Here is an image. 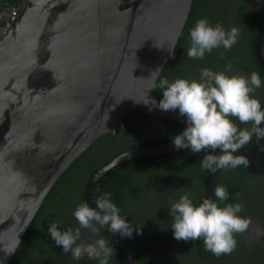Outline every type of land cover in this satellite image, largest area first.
Returning <instances> with one entry per match:
<instances>
[{"label": "water", "instance_id": "water-1", "mask_svg": "<svg viewBox=\"0 0 264 264\" xmlns=\"http://www.w3.org/2000/svg\"><path fill=\"white\" fill-rule=\"evenodd\" d=\"M191 2L23 0L8 19L0 33V264L9 263L71 162L125 115L171 119L182 128L177 135L187 127L178 110L159 108L153 86L174 55ZM263 32L264 24L255 52L264 67ZM174 137L126 149L95 169L85 182V203L97 208L91 187L108 168L176 150ZM258 145V163L243 147L233 153L254 173L264 171V138ZM120 240L121 264H134L128 235Z\"/></svg>", "mask_w": 264, "mask_h": 264}, {"label": "trees", "instance_id": "trees-1", "mask_svg": "<svg viewBox=\"0 0 264 264\" xmlns=\"http://www.w3.org/2000/svg\"><path fill=\"white\" fill-rule=\"evenodd\" d=\"M201 18H207L213 26L220 23L226 31L232 27L239 29L240 26L246 24L250 28L247 31V39H251V34L254 35L253 27H260L264 21V15L261 12L250 11L243 4H230L225 7L218 0H192L185 25L174 47V55L166 61L155 85L159 84L161 78H168L170 82L177 78L199 80L195 77V74H200L202 68L207 67L219 72L226 71L225 65L228 62H231L232 68L240 64L241 53L236 46L226 52L222 47L214 49L211 54H206L203 60L192 59L187 56V49L190 47V29ZM220 52H225L223 58L220 57ZM255 72L264 74V70L260 66H257ZM153 94L159 101L163 98L162 90L159 88L154 89ZM133 113L135 112H130V114ZM161 118L177 124L171 119ZM123 123L126 125L125 119ZM105 135L100 136L77 156L56 181L35 213L8 264H99L98 260L89 259L87 256L77 261L72 258L71 253L64 254L62 246L55 244L48 229L52 223H57L58 230L61 232L66 231L68 228L75 229L79 227L77 220L74 219L75 207L72 208L71 205L73 201L78 203L77 207L85 203L82 187L87 177L85 172L88 168L80 174L81 161L90 147L101 141ZM174 135L170 134L167 139L172 138ZM155 141L156 139H152L151 143ZM207 154H210V150L193 153L188 148H181L165 153L139 156L119 162L114 167L109 168L97 180L94 185V187H98L96 200L104 192H110L112 194L111 200L119 208L121 217L129 223L130 228L133 230L128 237L130 256L134 264L174 263V254H171L170 251L166 252L168 251L166 248L171 247L173 242L176 247L183 248L182 253L195 247L197 249L195 255L198 264L207 263V261L202 260L204 255L214 256L205 250L202 239L187 242L176 240L174 229L171 226L173 220L170 213L171 206L167 207L163 204L165 197L156 200L147 198L146 200L151 203L145 204L141 201V198L139 199L141 196L140 186L131 180L137 174L139 179H141V176L144 177V184L148 187L155 182H160L162 184L160 190L164 191L170 199L167 191V187L170 185L166 179H168V176H176L178 185L174 189L175 201L185 192H191L190 198L195 205H199L206 198L216 200L214 190L216 185L220 183L229 192V199L223 203H230L232 198V191L229 190L232 184L231 180L229 178L223 179V181L220 180L222 170L212 173L202 170L200 167L203 157ZM211 154L220 153L217 150ZM95 166L89 168V171ZM238 168L244 172L242 166ZM233 184H236V181L233 180ZM71 189H74L75 197L70 193ZM170 191L172 192L171 186ZM223 203L221 206H223ZM81 232L83 233L84 230L81 229ZM81 237H83V234ZM94 238L96 240L105 239L108 246L113 249V255L109 258L108 264H121V240L118 233H111L106 226L101 228ZM184 263L188 264L187 261Z\"/></svg>", "mask_w": 264, "mask_h": 264}, {"label": "clouds", "instance_id": "clouds-1", "mask_svg": "<svg viewBox=\"0 0 264 264\" xmlns=\"http://www.w3.org/2000/svg\"><path fill=\"white\" fill-rule=\"evenodd\" d=\"M239 36L236 27L226 31L220 23L213 26L207 18H201L190 29L187 56L203 60L214 49L222 47L226 52L237 43ZM225 52H220L221 58ZM225 69L217 72L205 67L200 70L199 80L177 78L170 82L168 78H161L159 84L153 86L163 93L158 104L160 109H178L179 114L187 119V127L173 138L175 148H188L193 153L210 150V154L203 157L200 167L212 173L241 165L246 167L248 160L243 155L233 153L250 143L253 135L257 141L264 138V127H261L264 124V108L253 95L262 85L260 75L255 71L250 77L228 75L232 72L231 62L225 65ZM234 119L250 127L239 128ZM217 150L220 154H211ZM111 195L104 192L96 200L95 209L86 203L80 204L74 211L79 227L61 232L57 223L49 226L50 236L56 245L62 246L64 254L71 253L77 261L87 256L98 260L99 264H108L113 255L108 242L100 238L94 243H84L81 229L97 234L107 226L113 234L131 235L133 230L121 217ZM214 196L216 200L206 198L195 205L190 198L191 192H185L171 203V226L176 240L187 242L202 239L205 250L219 258L231 255L237 249V235H244L250 229L254 238L264 235V229L253 227L250 217L240 215L243 203H223L229 199L226 187L216 186Z\"/></svg>", "mask_w": 264, "mask_h": 264}, {"label": "flooded vegetation", "instance_id": "flooded-vegetation-1", "mask_svg": "<svg viewBox=\"0 0 264 264\" xmlns=\"http://www.w3.org/2000/svg\"><path fill=\"white\" fill-rule=\"evenodd\" d=\"M218 1L225 7H228L230 4H243L244 7L248 10L261 12L264 15V0ZM22 2L23 0H0V33L5 29L8 19L12 17L14 12L13 10L16 11V9H18L22 5ZM263 24L264 21L260 27H253V31H255V33L254 35L251 34V39L246 38L247 31L250 28H248L246 24L240 26L239 32L241 33V38H238V41L234 46L240 49L241 62L237 66L233 67L232 72L228 73V75H243L245 77H250L251 73L257 70V66H260L264 70V67L258 61L255 52V44L257 41L256 38ZM259 46L260 51L264 57V32L261 35ZM195 75V77L200 79L199 73H196ZM259 75L261 77L262 85L259 89L255 90L253 95L255 98L260 100L263 107L264 74ZM124 119L126 120V125H124L123 123ZM234 122L237 123L239 128L250 127V125L240 124L239 121L235 119ZM181 130L182 128L179 123L174 124L173 122L165 121L160 116L138 112H135L133 114L128 113L127 115H125V117L122 119L121 124H119V126L115 130L105 133L106 135L104 136V138L101 141L94 143V145H92L88 152L83 156L80 166V174H82L83 170L87 168L88 169L85 172L87 173V177L85 178L83 183L82 194L88 176L114 155L137 145L151 144L152 139H156L157 142L166 141L168 140L167 136H170V134L177 135ZM156 141L153 143H156ZM243 148L255 163L260 162L262 153L255 135H253L252 141L243 146ZM93 166L95 167L89 171V168ZM242 169L244 170V172L241 171L238 167L235 169L229 168L228 170H222L220 180L223 181V179L226 178H229L231 180L232 184L230 185L231 187L229 188V190L232 191V198L230 200V203H243L244 208L240 215L243 217H250L252 219L253 227L264 229V171L254 173L247 171L244 167ZM137 176L138 175L135 174L133 176L134 178H132L131 180L140 186L141 196L139 197V199L141 198V201H143V203H151L149 202V200H146L147 198L156 200L163 196L165 197V200H163L165 202L163 204H165L167 207L171 206V201H175L174 189L178 185V181L175 178L176 176H168V179H166L172 189L171 192L170 186L167 187L170 199L169 196H166V193L164 191L160 190V187L162 186L160 182H155L148 187L144 184V177L142 178L141 176V179H139ZM233 180L236 181V184H233ZM96 182L93 184L90 191V195L95 201L97 196L96 191L98 190V187H94ZM218 185L221 186L223 184L218 183L216 186ZM70 193L73 197H75L74 189H71ZM77 204L78 203L76 201H73L71 205L72 208L75 207L76 209ZM83 230L84 232L82 233L83 237H81V240L84 243H94L96 241V239L94 238L96 234H93L90 230ZM235 238L237 240L238 247L231 255H222L219 258H217L216 256L210 257L204 255L202 260L207 261V263L199 264H264V235L258 238H254L250 229L248 233H245L244 235H237ZM166 249L168 250L166 252L170 251L171 254H174V263L172 264H185V261H187L188 264H198L195 255V251L197 249L195 247H193L192 249L190 248L187 251L185 250L184 253H182L181 250L183 248L176 247L175 243L173 242L171 247H168Z\"/></svg>", "mask_w": 264, "mask_h": 264}, {"label": "built area", "instance_id": "built-area-1", "mask_svg": "<svg viewBox=\"0 0 264 264\" xmlns=\"http://www.w3.org/2000/svg\"><path fill=\"white\" fill-rule=\"evenodd\" d=\"M14 12H13V15H14V13H15V10H13Z\"/></svg>", "mask_w": 264, "mask_h": 264}]
</instances>
